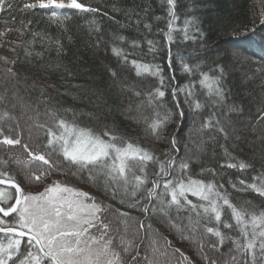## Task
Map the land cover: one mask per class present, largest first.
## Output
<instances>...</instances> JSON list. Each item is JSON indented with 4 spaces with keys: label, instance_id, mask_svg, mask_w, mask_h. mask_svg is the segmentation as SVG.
Instances as JSON below:
<instances>
[{
    "label": "trees",
    "instance_id": "trees-1",
    "mask_svg": "<svg viewBox=\"0 0 264 264\" xmlns=\"http://www.w3.org/2000/svg\"><path fill=\"white\" fill-rule=\"evenodd\" d=\"M9 2L11 8L0 12V141L8 137L19 139L20 144L0 143V173L6 174L0 178L12 177L25 192L41 191L52 183L86 191L89 202L95 200L106 209L101 219L110 224V235H117L116 229L124 233L126 220L125 238L131 242L129 251L122 254L126 264H147L145 256L151 255L149 236L156 230L172 242L168 256L160 257L161 261L176 264L182 260L179 253L173 254L179 249L188 258L182 264H231V257L237 254L230 252L234 249L230 239L219 245L215 236L203 235L201 230L197 233L203 239L201 251L197 243L181 239L158 216H145L138 208L129 207L132 201L127 197L113 198L103 179L94 181L87 171H78L62 157L48 156L47 132L49 128L58 132L55 121L62 118L97 134L114 133L149 149L161 160L165 159L161 153L177 158V164L186 159L189 168L184 178L223 185L221 191L234 205L259 213L264 209V197L244 189L239 180L252 183L253 178L264 177V23L260 22L264 0H175L177 19L171 45L164 36L169 19L167 0H82L98 11L65 9L67 19L62 23H53L44 10L21 11L30 0ZM148 40L154 42V51H149ZM113 48L122 49L121 56L115 55ZM239 57L246 62L239 70L249 75L259 72L262 83H257L258 77L243 83L235 61ZM132 60L162 69L166 95L161 112L176 111L174 87L191 88L202 107H190L184 102L185 93L178 92L176 100L183 116L175 115L159 138L153 136L148 124L154 118V106H149L147 93L159 86V78L137 76ZM184 64L192 71L185 72ZM202 74L219 80L222 102L209 97L200 85ZM209 118L212 126L201 129ZM221 127L223 132L219 131ZM172 136L177 137L179 153L170 149ZM29 152L45 155L50 163L32 160ZM24 161H31L29 168L40 175L39 180L29 178ZM241 162L248 167H222ZM146 171L149 181L157 179L156 163L147 162ZM178 175L177 169L168 178ZM151 186L149 182L147 187ZM122 198L124 203L120 202ZM188 199L201 203L191 194ZM177 215L184 220L189 213L173 210L172 216ZM222 220L234 225L226 207ZM140 221L152 228L138 230ZM209 226L219 227L226 237L239 236L235 227L228 229L215 222ZM91 232L99 235L96 229ZM2 238L7 240L0 236V243H6ZM29 249L36 252L23 239L19 258ZM237 259L242 258L237 255Z\"/></svg>",
    "mask_w": 264,
    "mask_h": 264
},
{
    "label": "snow or ice",
    "instance_id": "snow-or-ice-1",
    "mask_svg": "<svg viewBox=\"0 0 264 264\" xmlns=\"http://www.w3.org/2000/svg\"><path fill=\"white\" fill-rule=\"evenodd\" d=\"M167 4L169 19L164 36L171 45L172 32L177 19L174 12L175 0H167ZM11 6L9 0H0V12L10 9ZM65 9L84 13L98 11L97 8L82 0H30L24 3L20 10H44L53 23H62L64 19H67L63 15ZM260 22L264 23V9L260 13ZM145 27L150 30L149 25ZM187 38L186 26L185 39ZM120 39L123 40V37ZM147 44L149 51H154V42L148 40ZM133 46L138 45L133 42ZM122 51V49L113 48L114 54L118 57L121 56ZM123 59L127 62V55H124ZM131 64L137 76L150 75L159 78V86L147 93L149 106H154V118L148 124L153 136L159 138L175 115L183 116L180 102L176 100L178 92L185 93L184 102L190 107L194 106L195 109L202 107L201 103L194 98L191 88L174 87L172 98L175 101L176 111L168 109L161 112L160 109L164 108L163 98L166 95L163 90L162 69L159 65L139 60H132ZM183 69L185 72L192 71L187 64L183 65ZM8 71L11 72V69ZM111 74L116 76L115 71ZM202 75L200 85L207 89L209 97H215L217 102H222L224 93L219 80L207 74ZM135 95L139 96L141 93L136 92ZM216 123L219 124V121ZM54 126L59 131L48 129L47 147L50 150L47 153L48 156L62 157L63 161L78 171H87L89 178L94 181L103 179L105 187L111 190L113 198L118 195L127 197L132 201L129 207L138 208L145 216H158L169 229L178 232L181 239L197 243L201 251L203 239L197 233L202 230L203 235L215 236L219 245H223L226 238L232 241L234 249H230V252L234 251L242 259L238 260L237 255H233L231 264H264V209L257 213L238 208L231 202L227 193L221 191L223 185H217L214 181L206 183L190 177L184 178L189 168V161L186 159H181L177 164V158L168 153H161L165 157L161 160L149 149L126 141L114 133L104 131L97 134L91 129L81 128L74 122L62 118L57 119ZM211 126V118H209L201 125V129ZM219 131L223 132L224 129L221 127ZM0 143L18 145L20 140L5 137ZM169 145L171 151L179 153L176 136L171 137ZM24 147L27 149V145ZM29 156L34 161L43 162L44 165L50 163L45 155L29 152ZM147 162L158 165L159 171L154 174L157 179L149 181L146 171ZM22 163L25 168H29L31 161ZM224 166L241 170L248 167L243 162L222 165ZM177 169L179 175L168 178L172 177ZM5 175L0 173V177ZM29 178L39 180L40 175H34L29 168ZM149 182L152 184L151 187H147ZM239 183L244 186V189H251L260 197H264V177H255L252 183L244 180H239ZM4 184L14 189V195L0 188V233L7 239V243H0V264H126L122 254L129 251L131 244L125 238L128 230L126 220L124 233L116 229L117 235H110L112 231L110 224L101 219L106 209L95 200L91 203L85 202L89 198L87 193L67 186L62 187L57 183L47 187L44 192L33 195L26 193L24 188L10 176L7 179L0 178V185ZM232 187L235 188L236 185L232 184ZM141 193H143L142 196ZM189 193L198 197L201 203H193L188 199ZM81 197L85 199L82 200ZM120 202L124 203V199L122 198ZM225 207L230 210L234 225L222 220ZM173 210L177 214L182 211L188 212L189 215L184 218L187 223L181 220L179 215L173 217ZM119 215L128 216L127 213H119ZM213 222L217 225L222 224L228 229L235 227L239 236L226 237L219 227L209 226ZM145 227L151 229L152 225L146 226L143 221H140L138 230ZM92 229H96L99 235L92 234ZM25 237L27 243L35 248L36 252L26 250L23 258H19L20 246ZM171 243L167 237L159 233V230L151 232L149 236L151 255L145 256L147 264H170L168 260L161 261L160 257L168 256ZM212 247L218 246L212 245ZM175 253H179L182 258L176 264H182V261L188 259L179 249H175L173 254ZM204 258L207 259L206 256ZM212 264L216 262L212 261Z\"/></svg>",
    "mask_w": 264,
    "mask_h": 264
},
{
    "label": "rangeland",
    "instance_id": "rangeland-1",
    "mask_svg": "<svg viewBox=\"0 0 264 264\" xmlns=\"http://www.w3.org/2000/svg\"><path fill=\"white\" fill-rule=\"evenodd\" d=\"M229 49H232L230 46H229ZM232 52H233V55H236L237 54V51L236 50H232ZM238 60V61H237ZM236 64H237V66H238V69H237V71H239L240 72V75H241V79H242V81H243V83H247V81H249V80H251V79H254V78H257L256 79V81H257V83H262V80H263V76L262 75H260V73L259 72H256L257 74H252V73H250V75H249V73H247V72H243V71H240L239 69L240 68H242V66L244 65V67H245V65H246V62H245V59L244 58H242V57H239V58H237L236 60ZM254 70V69H253ZM58 87V86H57ZM259 97H257V99H258ZM52 184H57V183H52ZM50 186H52V185H47L43 190H41V191H33V192H26V193H30V194H33V195H38V194H40V193H42V192H44L45 191V189L47 188V187H50ZM62 186V185H61ZM63 187V186H62ZM4 189V188H3ZM5 190H7V189H5ZM8 191V190H7ZM77 191H80V192H83V193H87L86 191L84 192V190H77ZM9 192V191H8ZM14 192V191H13ZM10 193V192H9ZM10 194H12V193H10ZM189 194H191V193H189ZM81 199L82 200H84L85 198L84 197H81ZM85 202H87V203H91V202H89L88 201V199L85 201ZM2 240H5L4 238H2L1 239V241ZM6 241V243H7V240H5Z\"/></svg>",
    "mask_w": 264,
    "mask_h": 264
},
{
    "label": "water",
    "instance_id": "water-1",
    "mask_svg": "<svg viewBox=\"0 0 264 264\" xmlns=\"http://www.w3.org/2000/svg\"><path fill=\"white\" fill-rule=\"evenodd\" d=\"M0 187H4V188L12 189V188H11L9 185H7V184L0 185ZM12 190H14V189H12ZM0 234H2V233H0ZM23 239H27V238L25 237V238H23Z\"/></svg>",
    "mask_w": 264,
    "mask_h": 264
},
{
    "label": "bare ground",
    "instance_id": "bare-ground-1",
    "mask_svg": "<svg viewBox=\"0 0 264 264\" xmlns=\"http://www.w3.org/2000/svg\"><path fill=\"white\" fill-rule=\"evenodd\" d=\"M0 188H4V187H0ZM4 189L12 190V189H9V188H4ZM12 191H14V190H12ZM0 236H4V234H0ZM25 240H27V239H25Z\"/></svg>",
    "mask_w": 264,
    "mask_h": 264
}]
</instances>
